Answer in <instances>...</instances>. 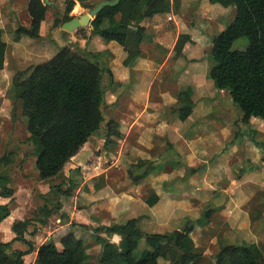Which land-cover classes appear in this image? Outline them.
<instances>
[{"label":"crops","instance_id":"0c3cea01","mask_svg":"<svg viewBox=\"0 0 264 264\" xmlns=\"http://www.w3.org/2000/svg\"><path fill=\"white\" fill-rule=\"evenodd\" d=\"M174 1L175 7L170 13L156 14L144 22L146 35L141 43V54L128 64L125 63L128 53L124 46L114 40L106 41L95 34L93 29L81 36H78L79 29H77L74 32H69L64 38L60 32L61 29L56 26L54 20H45L41 24L39 38L22 35L19 39L14 37L13 44H11L5 37L7 20L0 18V29L8 43L5 67L0 70V85L14 72L24 71L35 65L29 67L30 62L37 58V53L42 52V44L47 41L51 42L55 49V43L66 40L65 45L74 46L73 44H77L83 50L98 54V59L104 65L107 64L106 66L112 71V79L109 81L107 89L105 88V105H110L112 111V117L107 116V123L113 118L119 123L120 130L122 127L128 128L126 134L121 130V136L115 137L116 147L111 146L107 150L104 149L106 140L92 136L79 153L67 163L70 166L67 167L66 164L63 171L52 179H40L34 166V172L38 174L39 180L48 181V187H40V193L44 195L46 203L52 211L50 215L43 218L46 223L39 221V218L31 220L23 240H14L16 233L12 228L16 221L26 219L24 216L27 204L22 203L19 194L23 187L7 185L14 189V194L10 197L0 195V204H8L11 210L10 215L0 223V238L4 242L13 240L12 247L19 241L28 244L27 249L16 248V250L28 251L24 256L25 263L27 261V264H35L39 246L50 239H54L61 247L60 239L70 231H74L78 237L85 240L87 252L94 257V260L98 261L99 256L104 252V247L94 237V230L97 227L125 223L130 218H138L140 227L146 232L164 233L179 229L177 228L178 222L172 221L174 227L171 230L159 226L163 230L150 231V228L155 227L159 221L167 220L168 222L170 218L176 217L172 216L173 212H171L176 210L173 201L181 200L180 198L184 197L187 192L190 198L183 200H191V202L193 199L205 198L206 194H209L211 198L213 192L216 195H218L217 193L230 195L231 205H233V201L239 199V209L227 211L222 208V210L224 209L222 213L233 224L231 228L237 231L241 240L247 241L231 243L260 244V235L264 232V211L260 216L252 219L250 211L244 206L251 203L253 206L262 205L264 207L262 193L264 184L256 189L246 188L244 180L237 181V179L231 178L232 174H230L229 183L226 182L227 180L218 178L220 175L217 172L218 167H211L209 170L206 166L203 168L208 164L209 156L216 147L235 136L239 120L233 121L224 107L220 106L223 92L217 93L213 90L215 96H209V100H205L204 90H200L207 83L204 78L206 65L201 66L202 64L196 60H201L202 48L207 46L210 38L204 32L200 33L199 28L201 26H211V29L212 27L219 28V19L229 15L233 6L226 7L211 0ZM9 2L10 0H0V16L4 11L6 12L4 7ZM13 2V7L10 9L14 13L15 22L11 26V30L15 34L19 25L26 27L30 25L31 17L28 12L29 0H13ZM182 34H187L190 37L181 53L178 54L176 44ZM172 56L176 59L174 60L176 65L174 66V75L169 77L167 71L172 67H169V60ZM183 57L184 60L192 61L183 63L181 61ZM184 73L190 75V83L194 87V95L198 102L188 119L181 120L176 108L179 103L177 98L179 90L177 89H182L184 86L181 84ZM211 107L219 108L221 113L208 117L207 111ZM167 111L170 112L167 113ZM262 121L264 120L260 117H253L249 122H241L244 123L241 130L248 131L250 128L263 126ZM107 123L104 124L105 127H107ZM213 125H215L212 127L213 131L208 137H204L201 132ZM192 128L198 130L199 135L191 136ZM29 136L30 133L26 135V137ZM170 143H174L176 147L180 148V153L186 160L185 163L176 162V165H173L171 163L174 161L169 160L166 161L164 169H152L148 176L137 183L128 180L129 160L154 159L156 153L165 154ZM119 144H121L120 147ZM125 146L128 149L123 151ZM87 147L101 151L97 156L100 160L98 164L88 163L89 154L76 160L79 156L86 155L82 150ZM170 153L171 151H169ZM34 157L35 164V154ZM108 158H116L118 161L120 160V163H109ZM74 160L77 164L73 163ZM103 160L106 161L105 166L100 164ZM151 161L153 162V160ZM61 175L66 180L63 178L61 182L55 183L54 181ZM176 177L186 179L179 183H184L188 190L185 191L179 185L178 188L182 191L180 196L172 197L164 184L174 182ZM190 178H195V181L188 180ZM199 182L205 184V187L199 186ZM242 191L245 192L246 198L233 199L232 192ZM154 193L159 196V200L154 205H149L147 200ZM71 200L74 201L72 206L69 205ZM13 202L15 205H12ZM188 210V208L181 210L182 217L190 216L191 220H195L197 216H193ZM53 218H55L54 227L49 224V219L53 222ZM242 219H244V227L238 226ZM30 226L32 230H29ZM99 234L113 244H119L121 241V235L118 233L100 232ZM250 236L253 241H249L252 240L249 238ZM42 239L44 240L40 242L39 240ZM196 247L198 246L196 245ZM29 255H31L30 262L27 260Z\"/></svg>","mask_w":264,"mask_h":264},{"label":"trees","instance_id":"16d2710c","mask_svg":"<svg viewBox=\"0 0 264 264\" xmlns=\"http://www.w3.org/2000/svg\"><path fill=\"white\" fill-rule=\"evenodd\" d=\"M77 0H67L64 22L73 19L71 14ZM81 3L83 0H78ZM223 6H233L235 17L224 30L214 36L211 48L213 65L209 76L219 89L229 91L233 101L242 109V121L249 122L253 117L264 120V0H211ZM83 4V3H82ZM86 6V5H84ZM95 7V6H88ZM175 7L174 0H121L115 6H106L92 20L93 32L106 41H117L128 53L125 63L141 54V43L146 35L144 22L156 14L170 13ZM28 12L31 23L28 27L19 25L15 37L22 35L40 37L43 21L53 19L59 23L52 2L49 0H29ZM83 27L79 28L82 31ZM189 35L182 34L176 44L181 53ZM245 38V49H236L237 40ZM8 43L0 29V70L5 67ZM29 73V74H28ZM112 79V71L99 59L98 54L76 46H63L50 59L31 66L24 77L19 72L13 84L14 97L20 102L22 113L27 118L29 140L34 146L35 166L42 180L59 175L65 165L79 153L105 121L104 74ZM23 76V78L21 77ZM192 89L177 93V111L181 120L192 114L194 102ZM109 134L104 142L108 149L121 136L119 123L110 119L107 123ZM10 160L0 157V170ZM151 160H141L135 164L138 172L129 170L134 182L148 176L154 165ZM142 170V172H139ZM10 177L0 173L4 188L0 195L10 197L14 189L7 187ZM166 189L168 188L167 185ZM159 196L152 194L147 202L154 205ZM43 210L50 215L47 203ZM11 213L8 204H0V223ZM207 210L200 223L208 222ZM46 223V220L39 218ZM30 219L13 224L16 233L14 240H23ZM193 225L185 230L175 229L164 233L146 232L138 218H130L125 223L97 227L94 230L96 241L103 245L104 252L98 264H201L204 252L196 247L190 233ZM100 232H113L121 235L119 244H113L102 237ZM12 241L0 238V264H26L24 256L28 251L14 250ZM61 247L54 239L41 244L35 264H93L94 257L86 250L85 240L70 231L60 239ZM210 264H264V248L257 243L233 244L220 242V247Z\"/></svg>","mask_w":264,"mask_h":264},{"label":"rangeland","instance_id":"374dc122","mask_svg":"<svg viewBox=\"0 0 264 264\" xmlns=\"http://www.w3.org/2000/svg\"><path fill=\"white\" fill-rule=\"evenodd\" d=\"M52 2V6L54 7V11L56 12L57 18H59V23L56 25L62 32V35L64 38L68 35L69 32H74V31H66L62 29V22L64 20V14L65 10L67 7V0H49ZM100 1L102 0H83V4L80 1H76V4L73 8V11L71 12L72 15L74 16H79L83 13L88 12L91 7L88 6H96ZM13 0H10V2L4 7L6 9V12L4 11L0 18H4L7 20L6 23V33L5 37L6 40L10 41L11 44H13L15 34L11 30V26L15 22L14 18V13L12 12L13 7ZM86 5V6H84ZM220 6V5H219ZM221 8V7H220ZM232 12L229 15H226L224 17H221L218 21L219 28H215L211 26H201L199 28L200 33L204 32L205 35L210 38V41L207 43V46L202 48L201 51V60H196L199 61L198 63L202 64L201 66L206 65V75H205V80H207L206 86H203L202 89L204 90V95H205V100H209V96L211 97L214 92H223V100L221 101L220 106L224 107V109L229 113L231 118H233V121L239 120V126L237 127V132L233 138H229L225 142H223L221 145H218L214 152L209 156L208 159V164L204 165L203 168L208 167V170L211 167H218L219 170H217L220 175H218V178L227 180L226 182L229 183L231 178L239 180H244L245 182V187L246 188H258L261 186V184H264V121H262V125L257 126L256 128H250L248 131L247 130H241L243 127V122L241 120V115H242V110L240 106L235 103L229 93L228 90L226 89H219L214 85L213 80L209 76V71L211 66L213 65V60L211 58V48L213 45V38L215 35L220 33L222 30L226 28V26L233 20L236 14V10L231 7ZM9 10V11H8ZM11 10V11H10ZM23 16V15H22ZM188 17V16H187ZM186 17L187 20H189ZM48 20H53V19H48ZM82 31H79V35H85L87 31H92V26L91 24L83 27ZM214 29V30H213ZM213 30V31H212ZM49 36L47 39L49 40ZM65 42H60V43H55V49H54V44L51 42H46L45 44H42L43 48L42 52L37 53V58H34L32 62H30V65L36 64L43 62L47 59H50L53 57L60 48H62ZM70 45L71 44H67ZM76 47H79L77 44H73ZM248 45V40L245 38L239 39L235 42L234 48L236 49H245ZM66 46V45H65ZM11 52V51H10ZM53 52V54H52ZM52 54V55H50ZM24 56V55H22ZM174 56V55H173ZM171 57L169 60V67H171L170 70L167 71V75L169 77H172L174 75V66L176 65V60L174 57ZM181 61L184 63H188L192 60L186 59L184 60V57L181 59ZM202 62V63H201ZM107 64H105L106 66ZM108 67V66H106ZM192 67V66H191ZM109 68V67H108ZM194 68V67H192ZM198 68V67H197ZM29 68H26L24 72V77H26L28 74ZM203 71V70H202ZM19 72L22 71H16L10 77L6 79L3 83L0 85V157H3L5 155L8 156V159L10 162L8 164H4L1 167L0 173L8 175L10 177V181L6 183L8 186H13L20 188L21 186L23 187L20 196L22 198V203L27 204V207H25V218L30 219V220H37V218H45L48 216V214L43 210V206L46 204V200L44 198V195L40 193V187H48V181H40L38 178V174L34 172V154H35V149L32 143L29 140V137H26V135L29 133L27 129V118L23 115L22 113V108L20 105V102L15 99L14 97V89H13V84L15 79H18ZM203 74V72H201ZM23 78V76H21ZM110 77L108 73H105L104 75V86L107 89L109 86L108 83H110ZM181 84L184 85L182 89H177L179 91L182 90H187L188 88H191L193 93H192V100L194 104L196 105V102H198L197 97L194 95V87L190 83L191 78L188 73H184L182 79H181ZM212 87V88H211ZM176 90V89H175ZM178 91V92H179ZM216 93V94H217ZM219 96V95H218ZM228 96V97H227ZM194 105V109H195ZM179 103L177 104L178 108ZM175 108V109H176ZM201 108V107H200ZM230 109V110H228ZM209 110V109H208ZM170 111H167L169 113ZM195 112V110H194ZM208 117L219 115L221 113V110L217 107H211L209 111ZM104 114L105 118L107 119V116L112 117V111L110 109V105H104ZM178 115V114H177ZM112 119V118H111ZM212 127H215V125L211 126L209 129L203 130L201 134L204 137H208L210 135V132L213 131ZM127 127H122L121 130L126 134ZM190 135L197 136L199 135L198 130L195 128L190 131ZM99 141V139H95ZM157 141V140H156ZM102 142V141H99ZM117 143H114L112 146L116 147ZM121 144H119L120 147ZM105 149V148H104ZM109 149V148H108ZM125 149H128L127 146L123 148V151ZM180 148L176 147L174 143H170L168 149L166 150V153H156V158L154 159H142V158H136L133 160H129L128 163V180H132V178L129 175V170L132 169L134 172H138V169H136L135 164H137L141 160H153L154 169H159L162 170L166 167V163L170 160L172 162L171 164L176 165V162H182L185 163L186 160L183 158V154L180 153ZM107 150V149H106ZM169 151L171 153L169 154ZM83 153H86V155L79 156L76 160H80L81 158L87 156L89 157L88 163H97L100 162V160L97 158L98 155H100L101 151H96V149H90L87 147L86 149L82 150ZM103 152V150H102ZM105 152V151H104ZM123 155V154H122ZM159 156V157H158ZM109 159V158H108ZM167 161V162H166ZM106 161L103 160L100 164L101 166H105ZM120 163V160L118 161L116 158H110L109 163ZM74 164H77L75 160L73 161ZM70 164H67V167H69ZM36 167V166H35ZM192 169V167H190ZM23 171V172H22ZM21 172V173H20ZM26 172V173H24ZM139 172H142L140 170ZM187 174L188 171L186 170ZM185 172V173H186ZM230 174H232V177L230 178ZM153 177V176H151ZM198 177V176H197ZM63 175L61 177H58L54 182L59 183L63 180ZM66 180V178H65ZM186 180V179H181L180 177H176L174 182L171 183H165L164 187L166 188L165 185H167V192H170L172 197H177L180 196L181 194V189L178 188L180 185L181 188H184L185 191L188 189L186 188V185L184 183H179V181ZM188 180H192L193 182L195 181V178H190ZM54 183V184H55ZM176 186V187H175ZM199 186L205 187V184L202 182H199ZM4 186L2 185V182H0V191ZM70 188V187H68ZM164 188V189H165ZM195 188V187H194ZM71 190V188H70ZM29 192V193H28ZM232 197L233 199L236 198H246L245 192H232ZM264 195V191H262ZM187 194H189L187 192ZM185 194L184 197H181V200H176L175 202L173 201V204L176 206V210H172L173 212L172 216H176L175 218H170L167 222V220H163V222H158L155 227H148L150 228V231H156V230H163L159 228V226H162L166 230H171L173 229L172 221L174 223H177V228L182 229L183 226L186 225H193V230L191 231L190 235L193 238L195 244L198 246L200 251L204 252V258L202 260L201 264H210L214 260V256L219 250L220 247V242L225 241V242H240V241H247V240H241L240 236H238V233L234 228H231L232 223L228 221V218L223 215L222 211L224 209H239L240 206L238 205L240 200L238 199L237 201H233V205H231L230 201V195H224L221 193H217L216 195L215 192H213V196L210 198L209 194L205 195V198L201 199H193L191 200H183L190 198V195ZM50 203V202H49ZM52 203V202H51ZM74 203V201H69V205ZM79 204V203H78ZM12 205H15L13 202ZM232 206V207H231ZM173 207V206H172ZM246 209H248L251 213V218L255 219L258 216L262 214V211H264V207L262 205L260 206H253V204H247L244 206ZM182 208V209H181ZM188 208V212L191 213L193 216H197L195 220H191L190 216L188 217H182L181 210ZM222 208H224L222 210ZM150 209V208H148ZM209 210L210 215L207 218L208 222L205 225H202L200 223L199 218H204L205 212ZM187 211V210H186ZM199 212V213H198ZM186 215V214H184ZM183 215V216H184ZM198 219V220H197ZM155 222V221H154ZM49 224H51L53 227L55 226V218H53V222L50 221L49 219ZM256 225V224H254ZM238 226L244 227V219H242ZM185 227V228H186ZM145 229V227H144ZM29 230H32V227H29ZM28 230V233H29ZM260 244L263 245L264 247V232L263 234L260 235ZM250 239L251 236L249 237ZM247 237V239H249ZM39 240L40 242L43 241ZM249 241H253L249 240ZM28 244L19 241L14 243V247L11 248V252L16 248H22V249H27ZM93 251V250H92ZM96 256V253H94ZM28 261L30 262L31 260V255L27 257ZM94 260V259H93ZM95 263L93 264H98V261L95 259ZM161 264H167L168 262L164 259H160ZM27 264V261H26Z\"/></svg>","mask_w":264,"mask_h":264},{"label":"water","instance_id":"95a60500","mask_svg":"<svg viewBox=\"0 0 264 264\" xmlns=\"http://www.w3.org/2000/svg\"><path fill=\"white\" fill-rule=\"evenodd\" d=\"M121 0H102L95 7L91 8L88 12L83 13L79 16H75L73 19L66 21L62 25V29L66 31H74L81 27H85L91 24L92 20L101 12L106 6H115L120 3ZM109 122V121H108ZM107 123V119L102 123L98 130L93 132V136L106 140L109 129L104 126ZM186 226H183L182 230H185Z\"/></svg>","mask_w":264,"mask_h":264}]
</instances>
